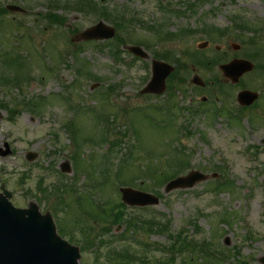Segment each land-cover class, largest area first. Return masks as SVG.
Returning <instances> with one entry per match:
<instances>
[{
  "label": "rangeland",
  "instance_id": "374dc122",
  "mask_svg": "<svg viewBox=\"0 0 264 264\" xmlns=\"http://www.w3.org/2000/svg\"><path fill=\"white\" fill-rule=\"evenodd\" d=\"M56 1L66 0H0V7L13 3L25 10L6 15L0 8L5 14L0 16V103L11 110L19 109L10 120L7 110L0 108V146L7 141L15 151L13 156L0 158V168L5 172L2 178L14 193L13 203L22 206L27 199L35 201L41 212L52 213L53 208L60 220L59 228L70 230L93 224L97 228L94 243L101 241V247L88 245L81 252L80 261L84 264H113L116 257L121 258L125 253L129 258L132 256L131 264H153L170 257L175 264H216L217 261L220 264H261L260 259L264 257V144L258 142V136L264 131V119L259 112L247 110L257 133L252 140L250 134L240 130V122L231 124L224 115L213 113L212 94L220 98L216 105L233 112H237L232 110L237 107L236 92L242 88L260 92L264 97V69L244 74L240 81L246 87H240L239 83L233 86L225 82L217 65L233 58H245L264 67V53L258 61L249 57L250 53L264 52V0H165L169 9L181 13L178 15L161 10L157 0H83L86 9L80 7V10L55 8L52 3ZM95 4H100L99 11ZM104 8L114 9L113 15L127 9L141 19L132 27L121 28L126 30L123 33L116 29V34L126 39V45L151 41L145 48L150 55L152 51H164L163 54L171 51L174 58L170 56V64H174L175 59L183 61L173 79L174 94L168 95L167 90L162 95L140 94L150 75V61L146 60V64L122 52L123 48L116 45V36L105 42L111 46L104 41H81L80 45H75L80 49L72 52L73 46L67 43L68 29L79 31L95 24L99 20L98 12ZM49 13L63 17L61 26L52 25L45 18ZM100 19L112 25L111 20ZM159 24L162 27H158ZM184 28L192 31L185 29V34L180 33ZM209 28L215 30L211 35L206 34ZM169 32L173 35H168ZM28 33L34 36L32 44L28 43ZM204 41L208 45L199 48L197 45ZM112 49L120 51L125 64L116 65L112 61L108 53ZM185 51L196 53L189 57ZM201 56L209 57V62L205 64ZM192 59L196 66L190 65ZM194 74L201 78L204 86L191 83ZM216 78L231 85L219 86L228 92L225 96L218 91ZM110 85L114 89L109 95L111 108H108L103 94ZM56 94L66 100L61 101ZM202 96L206 101H201ZM259 102L264 106V100ZM34 103L43 107L40 116L29 112ZM68 104L73 105L71 110L66 107ZM87 104L94 106L98 113H107L111 120L118 114L108 125L110 132L124 131L130 125L134 135L109 149V142L99 137L105 131L98 118L84 107ZM159 104L169 109L157 111ZM180 107H185L183 113L179 112ZM193 109L207 110L194 114ZM69 131L77 135L74 140ZM181 144L185 149L180 148ZM131 146L133 155L121 160ZM176 148H180L183 155ZM27 151L38 153L37 158L27 161ZM107 158L109 162L104 160ZM178 161L182 167H187L182 174L194 169L207 174L208 179L190 189L165 193L163 187L172 175L168 168ZM64 163L70 164L71 171L62 177L57 171ZM74 168L77 175L72 178ZM89 170L97 176L86 175ZM23 173L28 177L22 184L24 191L17 185ZM212 173L217 176L212 177ZM39 177L49 189L57 182H65L77 191L71 193L68 185L58 190L52 199L46 200L43 195L37 198L34 193L39 194L34 186ZM102 178L109 183L105 181L102 187L97 186ZM228 179L233 181L231 186L226 183ZM124 181L126 183L120 186L159 196L158 204L135 210L146 221L159 217L154 221L157 228L139 224L130 230H124V226L104 230L110 222L107 216L101 222L93 220L95 223L86 219L89 210L92 216L96 215L97 205L104 207L108 201L120 200L116 187ZM113 203L108 205V211ZM98 216L104 215L98 212ZM162 217L169 220L167 230L172 235L182 233L186 238L193 237L201 248L203 243L199 241L209 240L211 246L224 255L216 261L181 243V246L176 245L179 251L169 252L171 241L167 232H160ZM190 223H195V228ZM123 230L126 236L114 237ZM70 236L77 240L74 235Z\"/></svg>",
  "mask_w": 264,
  "mask_h": 264
},
{
  "label": "water",
  "instance_id": "95a60500",
  "mask_svg": "<svg viewBox=\"0 0 264 264\" xmlns=\"http://www.w3.org/2000/svg\"><path fill=\"white\" fill-rule=\"evenodd\" d=\"M113 35V29L106 26L103 23H98L96 26H93L92 28H89L85 31H83L80 36L82 38L88 39V38H108ZM132 52H134L137 55L145 56L139 48L132 47L130 48ZM236 63L238 66L236 68H230V64L224 65L222 68L225 71V73L233 78L234 80L239 77L241 73L244 71L250 70L252 68L251 63L247 61L242 60H234L232 64ZM172 70V68L163 63L159 62H153V76L150 82L146 85L145 89L142 92H161L164 89V79L165 76ZM253 94L249 91H243L240 92L238 95V99L240 102H246L250 99V97ZM67 170V167L64 168ZM205 176L200 174L197 171H192L188 175L183 177H178L172 181H170L166 187L165 191L168 192L171 189L174 188H185V187H191L196 182L204 180ZM123 200L129 204H152L156 203L157 199L155 197H152L151 195L140 193L137 191H134L130 188H124L121 189ZM135 197V198H134ZM10 216L12 218H17V220L20 222V224L30 223L29 220L31 217H35L39 219L38 214L36 213L35 209L31 210H18L14 209L10 206L9 209ZM46 218V217H43ZM44 224L48 222L47 219H43ZM19 233H21L23 240L25 241V235L21 228H18ZM10 233L12 234V230H10ZM54 246L56 247L55 256L56 259L54 260V264H78L77 259L79 258L78 250L74 247H69L66 245L62 240H60L59 237L55 235V233L51 232L50 237ZM10 252L14 250V245L10 244ZM66 256V257H65ZM71 256V258H70ZM264 260V259H263Z\"/></svg>",
  "mask_w": 264,
  "mask_h": 264
},
{
  "label": "flooded vegetation",
  "instance_id": "af4514ba",
  "mask_svg": "<svg viewBox=\"0 0 264 264\" xmlns=\"http://www.w3.org/2000/svg\"><path fill=\"white\" fill-rule=\"evenodd\" d=\"M260 97V96H259ZM259 97H258V99H257V101L259 100ZM260 100H264V97H260ZM256 101V102H257ZM253 105H255L254 106V108L253 109H251L253 112H255V113H257V112H259V115H260V117L261 118H263L264 119V106L262 105V104H258V103H254ZM253 105H251V106H253ZM250 106V107H251ZM250 115V113H248V116ZM249 118H250V116H249Z\"/></svg>",
  "mask_w": 264,
  "mask_h": 264
},
{
  "label": "trees",
  "instance_id": "16d2710c",
  "mask_svg": "<svg viewBox=\"0 0 264 264\" xmlns=\"http://www.w3.org/2000/svg\"><path fill=\"white\" fill-rule=\"evenodd\" d=\"M179 242H180L181 244H183L182 241H179ZM180 243H179V244H180ZM181 244H180V245H181ZM115 260H119V259L117 258V259H115Z\"/></svg>",
  "mask_w": 264,
  "mask_h": 264
}]
</instances>
